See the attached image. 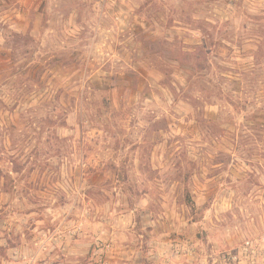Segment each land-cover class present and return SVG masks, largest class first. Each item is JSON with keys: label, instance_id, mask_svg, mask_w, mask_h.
<instances>
[{"label": "rangeland", "instance_id": "rangeland-1", "mask_svg": "<svg viewBox=\"0 0 264 264\" xmlns=\"http://www.w3.org/2000/svg\"><path fill=\"white\" fill-rule=\"evenodd\" d=\"M0 264H264V0H0Z\"/></svg>", "mask_w": 264, "mask_h": 264}]
</instances>
